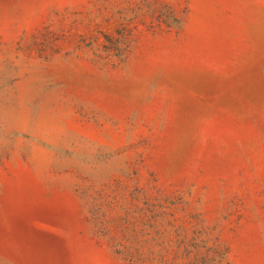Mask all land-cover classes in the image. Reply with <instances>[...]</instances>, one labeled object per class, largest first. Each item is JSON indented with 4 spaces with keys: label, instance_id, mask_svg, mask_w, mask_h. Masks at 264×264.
I'll list each match as a JSON object with an SVG mask.
<instances>
[{
    "label": "rangeland",
    "instance_id": "obj_1",
    "mask_svg": "<svg viewBox=\"0 0 264 264\" xmlns=\"http://www.w3.org/2000/svg\"><path fill=\"white\" fill-rule=\"evenodd\" d=\"M0 264H264V0H0Z\"/></svg>",
    "mask_w": 264,
    "mask_h": 264
}]
</instances>
